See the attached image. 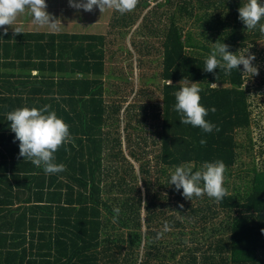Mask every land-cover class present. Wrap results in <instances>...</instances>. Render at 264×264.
I'll list each match as a JSON object with an SVG mask.
<instances>
[{
	"label": "trees",
	"instance_id": "1",
	"mask_svg": "<svg viewBox=\"0 0 264 264\" xmlns=\"http://www.w3.org/2000/svg\"><path fill=\"white\" fill-rule=\"evenodd\" d=\"M155 1L113 10L106 33L0 30V264H264V167L252 130L260 107L242 65L230 75L203 69L215 42L239 55L264 33L239 19L247 0ZM134 57L140 67L160 59L161 100L151 112L147 100L127 104L121 130L120 82H131L122 66ZM144 70L141 82L153 81ZM193 82L219 131L181 124L174 93ZM46 105L73 140L55 153L66 170L51 175L19 156L6 119ZM217 160L227 167L220 202L187 200L168 184L177 166Z\"/></svg>",
	"mask_w": 264,
	"mask_h": 264
},
{
	"label": "clouds",
	"instance_id": "2",
	"mask_svg": "<svg viewBox=\"0 0 264 264\" xmlns=\"http://www.w3.org/2000/svg\"><path fill=\"white\" fill-rule=\"evenodd\" d=\"M69 6L77 10L91 12L98 7L102 13L106 9H112L120 14L135 10L139 0H68ZM239 19L243 21L246 29L253 30L259 27L264 33V3L260 0H247V3L239 9ZM30 15L34 24L47 26L53 31L59 30L57 18L47 11L46 0H0V28L3 34H7L8 28L13 29L14 34L24 32L22 24L17 20L22 15ZM15 25V26H14ZM229 46L223 42H215L210 55L205 61L206 72H214L217 68L230 75L233 69L243 66V73L250 76L258 75V68L254 65L255 54L246 53L237 55L228 50ZM202 89L193 82L191 85L182 86L174 93L176 103L174 110L181 114V124H190L193 127L210 133L219 129L206 119L209 109L201 104ZM214 113L215 107L211 108ZM7 121H10V130L15 133V140L19 141V156L30 161L37 168H43L46 174H57L66 170V166L56 162L55 153L68 143L73 142L69 125L56 112L50 110V106L21 107L7 113ZM203 145L206 140L201 139ZM67 150V149H66ZM227 167L223 161L217 160L206 163L202 169L193 171L190 165L177 166L170 175L169 185H175V189H182V195L187 200L193 197L203 198L205 195L217 202L227 195L224 186ZM183 208V204H180ZM116 216L120 209L115 208ZM167 222L164 231H168ZM162 233L157 234V239Z\"/></svg>",
	"mask_w": 264,
	"mask_h": 264
},
{
	"label": "rangeland",
	"instance_id": "3",
	"mask_svg": "<svg viewBox=\"0 0 264 264\" xmlns=\"http://www.w3.org/2000/svg\"><path fill=\"white\" fill-rule=\"evenodd\" d=\"M151 2L152 4H154L153 0H151ZM52 7L55 8V5H53ZM52 7H49L47 5V11L51 13L55 18L58 19L57 23L59 24V31L75 32L76 30H78V28L81 27L83 28L82 32L106 33L109 28L108 24H109V19L111 16L110 12L112 11V9H106L104 12L101 13L98 7H94L93 11L98 10L97 12L94 13L93 11L88 12L84 10H82L83 12L82 11L80 12L77 9H76L77 11H75V9L73 8L72 11L68 12L67 7H63L62 9H57L58 12H55L54 8ZM49 9H51V11H49ZM146 11L147 10L143 8L140 17ZM17 24H22L25 31L26 30L28 31H53L49 29L47 26L42 27V26L34 24L31 16L27 14H24L21 17H19L17 20ZM0 30H3V28H0ZM8 30H13V29L9 27ZM127 43H129V39L127 40ZM127 46L128 47H125V48H128V49L131 48V50L133 49L130 45H127ZM247 50L250 53L255 54V60L253 61V63L258 68V75L251 77L250 74L245 73L246 75L245 81H246V84L250 87L249 89L250 100L254 101V104H258L260 107L259 109H256L255 111L256 115L254 114V118L252 122V130H253V138H254L255 160H256L257 167L261 168V167H264V40L257 41L255 43V47H245V50L242 49L241 53H246ZM159 63H160L159 58H158V61H153V59L150 58L146 66L150 70L153 78L155 77V79L149 83H142V82H139L142 77V71L139 68L140 64L138 60L132 59V60L123 62L122 67L124 71H127V74L129 75V77H131V82L129 84L123 83V81L120 82L121 84L120 90H125L127 93L126 94L127 99L125 100V102L123 101L124 106L121 110V118H123V121L121 122V130L123 126L125 125V122L127 121L125 117V113H122L124 111V108L127 106V104L135 103V102L136 104H142V103H146V100H147V102L150 103L151 105V107H149L151 108L149 112H151L152 104L157 103L161 100L160 94H161V86H162L163 81H160L159 79L160 71H161V68L158 65ZM130 69H132L133 71L132 73H130ZM143 78L146 81H149L150 79L148 78L146 74H144ZM144 88L146 92L141 94L140 91L143 90ZM137 110L140 112L139 107H136L134 109V113L138 112ZM133 120L135 121V118ZM124 135H125V132L122 131V140L124 143L123 150L126 156L129 158L127 154V149L125 148L126 141L124 139ZM142 137L143 135L141 133H136V131H134L133 138H135L137 142L140 141L141 145H143L142 140H141ZM240 138L244 139L245 137L243 138L240 137ZM244 158L247 160L250 159L248 156H244ZM132 162L134 163L136 171L139 172L138 162H134V161Z\"/></svg>",
	"mask_w": 264,
	"mask_h": 264
},
{
	"label": "crops",
	"instance_id": "4",
	"mask_svg": "<svg viewBox=\"0 0 264 264\" xmlns=\"http://www.w3.org/2000/svg\"><path fill=\"white\" fill-rule=\"evenodd\" d=\"M154 1V4L157 2V1H155V0H153ZM46 3H47V5L49 6V7H52L53 5H55V8L54 7H52V8H54V10H55V12H58V10L57 9H62L63 7H67V11L68 12H70V11H72V9H73V7H70L69 6V2H68V0H46ZM151 5H150V7H152V5L154 6V4H152V2L150 3ZM57 7H59V8H57ZM149 7V8H150ZM75 9V8H74ZM83 9L81 8V9H79L78 11H82ZM145 10H148V8H146ZM49 11H51V9H49ZM63 11H64V9H63ZM75 11H77L76 9H75ZM98 10H96V11H93L94 13L95 12H97ZM113 11V10H112ZM112 11L110 12V13H112ZM83 12V11H82ZM147 12V11H146ZM145 12V13H146ZM99 13V12H98ZM84 22V21H83ZM138 24H139V21H137V23L135 24V27H137L138 26ZM108 26H109V24H108ZM134 27V28H135ZM59 31V30H58ZM82 31H83V28H78V30H76L75 32H77V33H82ZM57 32V31H56ZM129 45H130V41H129V43H128ZM135 60H137L136 58H134ZM150 60V59H149ZM148 60V61H149ZM145 67V68H144ZM140 69H141V71L143 70V72L144 73H142V75L144 76V74H145V70L144 69H147V70H149L148 68H147V66H141V67H139ZM130 79H131V77H130ZM139 82H141V80L139 81Z\"/></svg>",
	"mask_w": 264,
	"mask_h": 264
},
{
	"label": "bare ground",
	"instance_id": "5",
	"mask_svg": "<svg viewBox=\"0 0 264 264\" xmlns=\"http://www.w3.org/2000/svg\"><path fill=\"white\" fill-rule=\"evenodd\" d=\"M194 244V243H193Z\"/></svg>",
	"mask_w": 264,
	"mask_h": 264
}]
</instances>
